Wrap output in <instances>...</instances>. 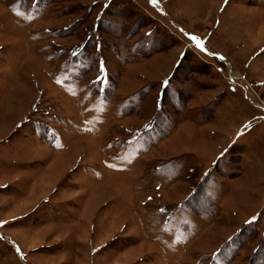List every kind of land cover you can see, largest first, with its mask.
<instances>
[{"label": "rangeland", "instance_id": "374dc122", "mask_svg": "<svg viewBox=\"0 0 264 264\" xmlns=\"http://www.w3.org/2000/svg\"><path fill=\"white\" fill-rule=\"evenodd\" d=\"M0 264H264V0H0Z\"/></svg>", "mask_w": 264, "mask_h": 264}, {"label": "snow or ice", "instance_id": "6c2138e0", "mask_svg": "<svg viewBox=\"0 0 264 264\" xmlns=\"http://www.w3.org/2000/svg\"><path fill=\"white\" fill-rule=\"evenodd\" d=\"M153 2H155V0H153ZM192 39L194 40V41H196L197 40V38L196 37H192ZM197 44H198V46H199V43L197 42Z\"/></svg>", "mask_w": 264, "mask_h": 264}]
</instances>
